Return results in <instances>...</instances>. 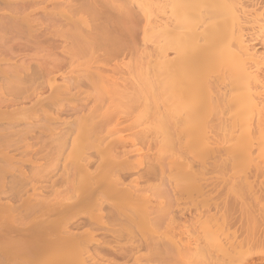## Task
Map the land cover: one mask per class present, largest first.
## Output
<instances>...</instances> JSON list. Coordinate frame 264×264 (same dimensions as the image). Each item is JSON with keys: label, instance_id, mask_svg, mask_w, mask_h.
Here are the masks:
<instances>
[{"label": "bare ground", "instance_id": "6f19581e", "mask_svg": "<svg viewBox=\"0 0 264 264\" xmlns=\"http://www.w3.org/2000/svg\"><path fill=\"white\" fill-rule=\"evenodd\" d=\"M256 45L264 0H0V264H264V190L250 186L264 169ZM137 109L149 118L139 132ZM87 145L79 188L62 174L36 184L44 164ZM186 177L207 187L193 210L178 197ZM78 206L98 212L75 224Z\"/></svg>", "mask_w": 264, "mask_h": 264}, {"label": "rangeland", "instance_id": "374dc122", "mask_svg": "<svg viewBox=\"0 0 264 264\" xmlns=\"http://www.w3.org/2000/svg\"><path fill=\"white\" fill-rule=\"evenodd\" d=\"M259 46H260V45H259ZM259 46L256 45V47H255V46H254V47L257 48L259 51H262V50L264 51V47H259ZM262 48H263V49H262ZM58 80L60 81V77H59V76H58ZM66 101H67V99L65 100V102H66ZM49 102L52 103V102H54V101H49ZM55 102H57V101H55ZM68 102H69V101H68ZM71 102H72V101H71ZM86 102H87V101H86ZM97 102H98V103H97ZM97 102L94 101V103H92V101H91V102L88 101V103H90L89 105H93V104H102L101 101H97ZM103 102H105V101H103ZM166 102H169V101H166ZM212 102H213V101H212ZM31 103H32V102H30V104H31ZM42 103H43V102H42ZM45 103H47V104H46L47 107H43V108H45V109L48 108V109H49V107H50L51 104L48 103V101H47V102L45 101ZM45 103H44V104H45ZM57 103H58V102H57ZM61 103L63 104L62 101L59 102V104H61ZM66 103H67V102H66ZM66 103H64V104H65L64 106H67V105L70 104V103H69V104H68V103L66 104ZM105 103H106V102H105ZM175 103H176L175 101H171V103H169V104H170V107H171V106H175V105H176ZM27 104H28V103H27ZM27 104H24V105L29 106V104H28V105H27ZM32 104H33V103H32ZM44 104H42V106H43ZM169 104H168V105H169ZM174 104H175V105H174ZM30 106H31V105H30ZM30 106H29V107H30ZM42 106H41V107H42ZM44 106H45V105H44ZM48 106H49V107H48ZM37 108H40V107L38 106ZM43 108H42V109H43ZM141 109L143 110V107H142ZM39 110H40V111H38V112H37V110H36V112H37L36 115H39L38 118H39L40 120H41V118H42L41 121L43 122V120L45 119L44 117H46V116H45L46 114L44 115V113H43L44 111H42L41 108H40ZM51 110H52V109H51ZM51 110H50V112L52 113L53 110H52V111H51ZM31 111H32V112H31ZM31 111H29V112H30V113H33V110H31ZM41 111H42V112H41ZM139 111H141V110H140V109H137V110H135L132 114H133V115H137V112H139ZM29 112H27V113H29ZM27 113H25L26 115H25V114L23 115L24 118H28V117H26V116H29V115H27ZM30 113H29V114H30ZM42 113H43V114H42ZM33 114H35V113H33ZM41 114H42V115H41ZM53 114H55V113H54V112L52 113V116L54 117ZM138 115H140V116H139L140 118H139V124H138L139 126L137 125V126H136V129H135L136 132H139V131H138L139 128L137 129V127H140V129H141V127L144 126V121L146 122V121H148V119H149V118L147 117V114L144 115V114H141V113L139 112ZM21 116H22V115H21ZM34 116H35V115H34ZM55 116H56V115H55ZM144 116H145V117H144ZM29 117H30V116H29ZM40 117H41V118H40ZM24 118L22 117L21 119H23L24 121H26ZM30 118H31V117H30ZM43 118H44V119H43ZM146 118H147V119H146ZM31 119L36 120L37 118H36V117H32ZM31 119H30V120H31ZM141 119H142V121H141ZM143 119H144V120H143ZM229 120L232 122V121L234 120V118H233V119L231 118V119H229ZM21 121H22V120H21ZM24 121H22L21 123H24ZM28 121H29V119H28ZM41 121H40V122H41ZM44 121H45V120H44ZM37 122H39V120H38V121L36 120L35 125H38V126H39V125L42 124V123L40 124V122H39V124H38ZM128 122H130V121L128 120L126 123H128ZM141 122H142V123H141ZM140 123H141V124H140ZM134 127H135V126H134ZM211 129H214V128H213L212 126H210V127L206 128V129H205L206 131H204V133H203V135L205 134L206 136H207V135L209 136V141H210V140H213V139H212V138H213L212 136L215 135V133H214L215 130H211ZM129 130L131 131V129H129ZM209 130H211V131H209ZM130 131L127 130V132H128L129 134L127 133L126 135H131V132H132V131H131V132H130ZM207 131H208L209 133H208ZM125 132H126V131H125ZM125 132H124V134H125ZM211 132H212V133H211ZM133 133H134V132H133ZM133 133H132V134H133ZM213 133H214V135H213ZM210 134H211V135H210ZM115 135L117 136V134H114V136H115ZM208 136H207V137H208ZM207 137H206V138H207ZM210 138H211V139H210ZM210 142H211V141H210ZM90 146H91V145H90ZM138 146H142V147H143V145H141V144L137 145V147H138ZM91 147H92V146H91ZM91 147H89V145H87V146L84 147V150H83V149H81V150H80V149H76V150L74 149V150H72L71 152L68 153V154H69L68 157H67V154H66L67 151H65L64 153L66 154V156H65V157L67 158L66 160L63 159L64 154H63L62 156H61V154L58 155L59 158H60V156H61V158H60L61 160H60L57 156H55V158L59 159V160H58L59 162H55V161L57 160V159H56V160H54V162L46 163V164H44V166H43L41 169H39V171L35 172V173H36V175H35V181L37 182L36 184H37V185L40 184V183L42 182V180L48 179L49 177H53V176H55V177L57 176V177H58V176H60V174H62V178H63V177H68V175H69V176L72 175L71 178L75 177L73 173L76 172V170H77L76 168H77L78 166H76V164L78 165V162L80 161L79 158H80L81 154H82L81 158L85 155L86 152H88L87 154H89V153L91 154V153H92V155H96V154H94V152H95L96 149H95V148L93 149V148H91ZM129 148H131V146L128 147V149H129ZM132 148H133V147H132ZM132 148H131V149H132ZM150 148H151V147H150ZM150 148H149L148 150H150L152 153H153L154 150L156 151V149H154L153 147L151 148L152 150H151ZM131 149H129V150H131ZM78 150H79V151H78ZM146 150H147L146 147H143L142 152H144L145 154L148 153V151H146ZM96 151H97V150H96ZM150 151H149V154L151 155V152H150ZM17 152H18V150H17ZM80 152H81V154H80ZM84 152H85V153H84ZM105 152H107V151H105ZM11 153L14 154V157H17V156H18V157H22V156H20V154H18V153H20V152L16 153V150H15V153H14V150H13V152H12V150H11L10 154H11ZM62 153H63V152H62ZM83 153H84V155H83ZM96 153H97V152H96ZM154 153H155V152H154ZM90 154H89V155H90ZM102 154H103V155L105 154V156L108 155V154H106V153H104V152H102ZM102 154H101V155H102ZM145 154H144V155H145ZM155 154H156V153H155ZM177 154H178V153H173V154L171 155V153L169 152V153H165V154H164V156H166V157H164V156H163V157H164V158H167V156H169V157H168L169 159L167 160V161H169V160H170V157H171V158H172V157H176ZM134 155H137V154H134ZM142 155H143V154H142ZM147 155H148V154H147ZM150 155H149V156H150ZM151 156H152V155H151ZM18 157H17V158H18ZM24 157H25V156H24ZM65 157H64V158H65ZM152 157H154V156H152ZM17 158L14 159V162L18 161ZM25 158H26V157H25ZM18 159H20V158H18ZM77 159H78V161L76 162ZM204 159L207 160L208 163L211 162V161H209V159H207V158H204ZM246 159H247V158H246ZM246 159H245V160H244V158L242 159V160L245 161V163H244V162H240V166H239V167H241V168L244 169V168H246L245 166H252V164L250 165V163H253L252 160L250 159L251 162L249 163V162H248L249 159H248V160H246ZM210 160H211V159H210ZM19 161H20V160H19ZM205 162H206V161H205ZM246 162H247V163H246ZM243 163H244V164H243ZM248 163H249V164H248ZM16 164H17V163H16ZM21 164H22V167L25 166V163L23 164V161H21ZM197 164H199V162H198ZM197 164H195V165L193 166V168L190 170L191 173H192V172H195V170L198 168ZM14 165H15V164H14ZM23 165H24V166H23ZM27 165L29 166V164H26V167H27ZM253 165H254V164H253ZM261 165H263V166H261ZM261 165H260L259 168H261V167L263 168V167H264V164H261ZM18 166H19V164H18L17 166L15 165L14 168H17ZM20 167H21V166H20ZM135 167H136V168L138 167L137 169H138L139 171H140V170H141V171L139 172L138 170H135L136 168L133 169V171L135 170V171L141 173L142 170H143L142 167H144V166L141 165V167L139 168V165H138V166H135ZM247 168H248V167H247ZM252 168H254V167H250L249 169H252ZM169 169H170V170H169ZM166 170H167V169H166ZM168 170H169L168 172L166 171L167 174H168V173H171V175H173V173H174V174H177V173H179V172H177V171H182V166H177V167H175V168H173V169H172V166H171L170 168L168 167ZM244 170H245V169H244ZM262 170L264 171V169H262ZM262 170H261V169H258V171H259L260 173L258 172L259 174H258V177H257V178H256V177H255V178H254V177L251 178L252 183H250V186H251V188H252L253 191H254V190H255V192L257 191L256 193H260L262 190H264V173H261V172H263ZM133 171H131V173H132ZM135 171H134V173H135ZM72 172H73V173H72ZM172 172H173V173H172ZM76 173H77V172H76ZM76 173H75V174H76ZM113 173H114L113 168H105V169H103V171H102L103 176H111V175H113ZM132 174H133V173H132ZM132 174L128 176V177H129V178H128V181H129V179L132 180V178H134V175H135V174H137V176H138V173H135V174H133V175H132ZM261 174H262V175H261ZM76 176H78V173L76 174ZM131 176H133V177H131ZM135 176H136V175H135ZM53 178H54V177H53ZM186 178H187V177H186ZM186 178H185V179H182V181H180L179 184H178L177 190H179V192L182 193V194L179 193L180 195H178V197L181 196V198H182V199H181V204H182L181 206H182V207H184V208H186V209L191 208V210H193L192 207H193L194 203H198L199 201H203L202 199H203L204 197H205V198L207 197V196H206V195H207V187L204 186V184H203V182H202L201 180H200V181L202 182L203 185L201 184V182H199V179H198V181H197V178H196V179H194L193 177H189V178H187V179H186ZM75 180H76V181H75ZM75 180L73 179V181H74L75 183L72 181V179H71V182H73V183H70V181H69V183H70V185H71V184L73 185L72 187H74V188H75V187H76V188L78 187V188H79V185H80V183H81L80 181H83V179H82V177L79 176V177H75ZM184 180H185V181H184ZM78 181H79V182H78ZM155 182H157V181L152 180V181H150L149 184H152V183L155 184ZM77 183H78V185H77ZM241 183L243 184V182H241ZM62 184H63V183H62ZM74 184H75V185H74ZM142 184H143V183H142ZM68 185H69V184H68ZM242 186H244V185H242ZM65 187H67L66 184H65V185L63 184V186H62V190H64L63 188H65ZM68 187H69V186H68ZM70 187H71V186H70ZM72 187H71V189H72ZM65 189H66V188H65ZM74 190H75V189H73V191H74ZM177 190H175V191H177ZM66 191H67V190H66ZM67 192H70V190H68ZM177 192H178V191H177ZM63 193H65V192H63ZM63 193H62V194H63ZM71 193H73V192L71 191ZM71 193H67V196L69 195L68 198H69V197L72 198V197H71ZM173 193H174V192H173ZM175 194H177V193H175ZM65 196H66V195L62 196V198H64ZM67 196H66V198H67ZM72 196H73V198L71 199L72 202H73V201H74V202H75V201H77V202H80V201H81V198H80L79 196H77L75 193H73ZM136 199H137V198H136ZM217 199H218V200H217ZM78 200H80V201H78ZM131 200H132V204H129V205H132V206H134L136 203H137V204H140V203L143 201V200H142V201H140V200H139V201H138V200L133 201V199H131ZM131 200H130L129 202H131ZM62 201L66 202L67 200H66V201H65V200H62ZM182 201H184V202H182ZM214 201H220V199H219V198H216ZM64 202H63V203H64ZM119 202H120V201H119ZM138 202H139V203H138ZM121 203H122V202H121ZM134 203H135V204H134ZM199 203H200V202H199ZM262 203L264 204V201H263V200H262ZM262 203H261V204H262ZM133 204H134V205H133ZM141 204H142V203H141ZM141 204H140V205H141ZM263 204H262V205H263ZM165 205H166V204H165ZM165 205H164V206H165ZM262 205H261V206H262ZM78 207H79V206H78ZM78 207H76V208H77V212H76V208H75V210H74V208H73L74 211L71 210V211H73L74 213L76 212V216H77V214H78V216H79V217L77 216L78 218L75 217V220L73 219L76 223H75L74 221H70L71 223L69 222V224H74V223L77 224V223H79V222H86V221H87V218H86V217H88V214H87V213H89V212H91V213H92V212H93V213L98 212L97 210H96V212H94L95 210H93V209H92V210L90 209V211H89L88 209H86V210L83 211V210L80 209V207H79V208H78ZM79 209H80L83 213H80L81 211H80ZM87 210H88L89 212H88ZM79 211H80V212H79ZM67 212H68V215H69V216L66 214ZM67 212L65 213V215H67V216H65V218H67V217H68V218L71 217L70 214H72V212H71L70 214H69L70 211H67ZM78 212H79V213H78ZM263 212H264V205H263V208H261V213H263ZM62 213H63V212H62ZM84 213L87 214V216H86ZM93 213H92V214H93ZM82 214L85 215V216H83ZM89 214H90V213H89ZM80 215H81V216H80ZM93 215H94V214H93ZM63 216H64V214H63ZM63 216H62V219H63ZM263 216H264V214H263ZM83 217H85L86 220L83 219ZM198 217H199V216H198ZM202 217H203V216H202ZM204 218H205L204 220H206L205 215H204ZM79 219H81L82 221L79 220ZM77 220H78L79 222H78ZM197 220H198V218H197ZM200 220L202 221L203 218L199 219L198 221H200ZM198 221H197V222H198ZM202 223H204V222H202ZM202 223L200 222L199 224H202ZM197 224H198V223H197ZM204 224H205V223H204ZM82 229H84V227L80 228L79 230L82 231ZM214 231H215V230H214ZM215 232H216V231H215ZM215 232H214V233H215ZM147 233L149 234L150 231L148 230ZM216 233H217V232H216ZM165 234H167V233H165ZM169 234H171V233H169ZM102 235H103V234H101V236H102ZM97 236L100 237V235H97ZM97 236H96V237H97ZM155 236H156V234H154V237H155ZM161 236L163 237V234H162ZM150 237H153V236L151 235ZM151 241H152V240H151ZM123 242H124V243H123ZM126 242H128V239H127V241H125V239H124V241L122 240V243L120 242L119 245L123 244L124 247H125L126 244H127ZM129 243H130V241H129ZM129 243H128V245H129ZM131 243H132V242H131ZM131 243H130V244H131ZM114 244H115V242H114ZM114 244H113V245H114ZM122 247H123V246H122ZM243 247H245V246H243ZM257 248H258V250H261V249L264 248V246H263V245H262V246L260 245V246H257ZM257 248H256V249H257ZM81 249H82V247H80V250H81ZM8 252H9V251H8ZM8 252H6V253H8ZM12 254H13V253L11 252L10 255H12ZM8 256H9V255H8ZM8 256H7V257H8ZM12 256H13V255H12ZM12 256H11V258L8 257L9 260H8L7 257H6V259L8 260L7 263H6V261L4 262V260H3V262H4L5 264H9V263H10V264H14V262H17V261H16L17 258H15L16 256H15V255L13 256V257L16 259L15 261H14V259H13ZM4 259H5V258H4ZM6 259H5V260H6ZM10 259H11V261H10ZM71 259H72L71 257H68V256H65V255H62L61 257H57V258L53 259L49 264H69V263H71ZM73 260H74V259H73ZM87 260H89V258H87ZM87 260H85V262H87ZM13 261H14V262H13ZM18 261H19V262H18L19 264H31V262H30V261L28 262V260H22V261H23V262H22L20 259H18ZM20 261H21V262H20ZM25 261H26V262H25ZM88 262H90V261H88ZM88 262H87V264H88ZM18 263H17V264H18ZM83 263H84V261H83ZM83 263H80V264H83ZM130 263H131V261H130ZM32 264H33V262H32ZM78 264H79V263H78ZM132 264H133V263H132Z\"/></svg>", "mask_w": 264, "mask_h": 264}]
</instances>
